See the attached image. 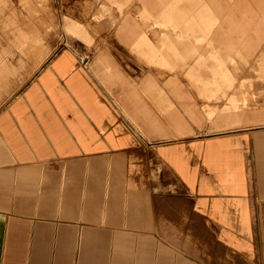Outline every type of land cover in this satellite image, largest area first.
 Masks as SVG:
<instances>
[{
  "label": "crops",
  "instance_id": "crops-1",
  "mask_svg": "<svg viewBox=\"0 0 264 264\" xmlns=\"http://www.w3.org/2000/svg\"><path fill=\"white\" fill-rule=\"evenodd\" d=\"M136 1L116 36L173 72L168 89L104 50L88 68L64 50L0 108V264H264V129L252 132L257 186L246 140L220 133L264 121L245 90L264 85V0ZM77 24L65 28L89 40ZM17 29L0 26L6 66L29 50ZM3 59L0 73H20ZM244 68L257 74L235 85ZM178 73L225 104L189 103ZM122 110L139 133L122 132Z\"/></svg>",
  "mask_w": 264,
  "mask_h": 264
},
{
  "label": "rangeland",
  "instance_id": "rangeland-1",
  "mask_svg": "<svg viewBox=\"0 0 264 264\" xmlns=\"http://www.w3.org/2000/svg\"><path fill=\"white\" fill-rule=\"evenodd\" d=\"M137 4L136 0H129L124 7L120 8V6L110 0H0V26L8 23L16 26L17 30L24 32L29 49L27 55L21 56V63L17 62L16 58L13 59L9 56L10 60H14V64H22L18 68L20 73H12L14 64L10 63V65L6 66L8 54L4 55V50H2V48L6 47L5 40H0V58H4L2 67L4 66L6 69L5 72L9 70V73H12L10 75L8 73H0V84L5 86L4 91L0 92V108L17 95L36 73H41L51 60L64 50L74 53L78 60V66L84 68H88L98 51L104 50L123 73H142L134 78L136 81L142 79L144 73L143 80L147 76H151L158 86L164 90L168 89L165 86V81L173 72L161 73L163 70L161 71L157 67L145 64L137 58L135 53L122 44L116 36L117 27L122 18H136L137 9L135 6ZM32 9L36 10L39 15L31 13ZM72 22L78 23L74 28L83 27L85 29L89 40L81 39L75 34L74 30L71 31L65 28V24L72 25ZM146 31L149 38L154 40L152 32L148 29ZM40 61L42 62L37 66ZM136 66H138L137 71ZM256 74L249 73L246 68L240 70L235 73V85L238 84L239 80L248 79L249 76ZM177 77L183 86V90H188L192 94L190 96L193 99L191 98L189 103H193L197 108L201 107L204 110L207 104L220 108L225 104L224 98L214 101H207L201 98L184 73H178ZM253 83L251 82L250 85L246 83L245 86V90L248 93L247 107L264 114V85L259 82L255 85ZM144 89L145 85L139 88L142 91ZM145 97L147 98V96ZM114 103L117 104L118 101L114 99ZM150 103L153 106L151 100ZM123 116L130 125L126 122L121 123L122 132L139 133L125 112ZM260 129H264V121L261 123L235 125L220 132L225 135H236V137L246 140L247 145L244 148L248 155V164L256 186L258 185V177L252 132ZM198 131L205 136L217 134L207 125L198 128ZM192 134L194 135V132ZM175 138L154 137L157 142H168ZM166 176L169 178L168 174ZM258 205L260 207V201H258ZM259 225L263 231V223L261 221Z\"/></svg>",
  "mask_w": 264,
  "mask_h": 264
}]
</instances>
